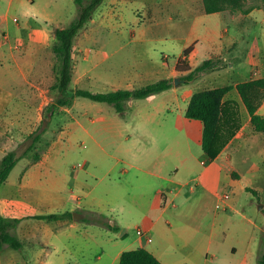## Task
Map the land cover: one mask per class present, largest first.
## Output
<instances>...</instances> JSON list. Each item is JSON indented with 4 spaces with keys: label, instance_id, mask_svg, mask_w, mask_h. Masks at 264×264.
Here are the masks:
<instances>
[{
    "label": "crops",
    "instance_id": "0c3cea01",
    "mask_svg": "<svg viewBox=\"0 0 264 264\" xmlns=\"http://www.w3.org/2000/svg\"><path fill=\"white\" fill-rule=\"evenodd\" d=\"M143 1L150 3L147 19L156 25L189 17L186 35L160 37L140 27L129 35L121 28L126 24L123 16H108L119 14L125 0H103L96 10L106 16L99 23L113 26L115 33L85 39L89 46L97 43V50L83 61L82 76L89 83L85 89H136L165 78L172 79L173 85L146 97L131 98L121 110L93 100L97 111L85 110L80 125H72L67 134L70 139L80 134L91 141L81 140V148L90 151L84 156V167L73 166L68 194L58 189L55 179H46V187H39L42 166L51 169L63 158V147L59 153L55 151L65 136L61 135L40 160L28 162L21 177L12 179L15 165L0 187V215L20 218L11 233L22 246L0 245V264H119L123 251L138 247L149 249L164 264H258L264 232V133L252 124L237 85L264 77V50L259 47L264 45V22L259 43L255 39L238 57L244 21L237 20L233 9L232 15L226 10L207 13L204 0ZM16 2L25 4L24 0H9V7ZM262 7L245 15L253 16ZM3 14L0 116L5 106L17 101L12 90L39 85L30 74H39L42 48L54 42L57 27L67 26L53 0L26 13L20 24L7 20L9 12ZM229 20L235 23L232 34ZM5 33L9 38H4ZM164 41H170L172 49L178 51L173 60L168 52L160 54L162 48L157 43L163 45ZM258 53L262 54L257 57ZM180 57L192 67L211 57L223 58L226 64L185 82L181 77L185 72L177 69ZM227 85L233 88L224 101L238 102L242 122L235 136L211 160L202 146L203 121L187 117L186 111L195 92ZM257 112L264 116V100ZM0 145L2 158L6 151ZM73 149L71 142L64 152ZM223 184L227 190L220 194ZM226 193L229 198H225ZM188 204H198L199 211L215 204L210 230L181 217ZM90 211L105 214L116 228L88 222L85 217ZM64 212H72L73 217H37ZM227 217V221L236 219V225L221 233L216 223Z\"/></svg>",
    "mask_w": 264,
    "mask_h": 264
},
{
    "label": "rangeland",
    "instance_id": "374dc122",
    "mask_svg": "<svg viewBox=\"0 0 264 264\" xmlns=\"http://www.w3.org/2000/svg\"><path fill=\"white\" fill-rule=\"evenodd\" d=\"M24 2V6H19L16 2V4L12 7H9V0H0V20L4 15L3 13L9 12V18L7 20L20 24L25 19L26 13H32L39 7L42 8L44 5L48 4L50 0H35L34 2L24 0ZM53 2L55 3V9L63 15V19L61 17L63 24H67L68 26V24H70L72 20L78 16L79 8L74 0H53ZM149 5L150 3H146L143 0H125V2L121 5L123 6V9L119 10V14L112 13L108 16H123L126 19V24L121 28L129 35L135 34L136 28L139 27L146 29L148 33H153L160 37L165 35H186L184 33H186L189 29V17H175L173 21H167L165 24L156 25L153 21L147 19L148 16L146 11ZM253 5L255 8L264 6V0H245L244 8L247 9L253 7ZM226 11L231 15L233 13L232 9H228ZM233 11L237 20L244 21V37L241 43V48H238L240 49L238 57H241L245 54V52H247L253 41L256 39L255 42H257L258 40L257 37L259 36V32L261 31L264 22V7H262V10L260 11L255 10L253 16L245 15L247 13L239 8H235ZM101 12V10L97 9L94 12V19L89 20L75 38V47L73 51V80L68 92L66 93L73 95V100L70 105L59 106V103L57 102L58 97L61 95L58 86V72L61 62L53 52V46L56 42V38L53 40L54 42L51 41L50 44L42 48L41 64L38 69L39 74H36V72H31L30 74V79L39 80V85L34 87L21 86L18 89L12 90L14 96L17 98V101L13 104L5 106L4 111L0 116V143L2 144V148L6 152L14 149L20 156V161H18L11 174L12 179L21 177L27 163L36 162L34 160V156L37 153H40L42 158V156L48 152L49 148L60 138L61 135L65 137L61 142L62 146L58 148L55 153H59L63 147L62 151L64 156L63 158H60L58 162L53 164L51 169H46V166H42L44 167L42 173L43 183L40 184L39 187H41V189L46 187V179H55L57 181L58 189H63L68 194L71 191V179L72 174L75 171L73 166L75 164L82 165L78 166L79 168L85 166L84 156L88 153L87 151L90 150H87V148H81V140L85 139L89 144L91 141L87 140L80 134L75 136L73 135L70 139L67 134H69V131L72 129V125H80L82 113L85 112V110H90L91 113L97 111V102L83 96H75L74 90L76 88H86L89 84L82 76L83 61H85V56H87V54L93 53L97 50L96 42L91 43L89 46L90 43L85 42V39H88L87 37L90 35H93L97 39L99 34L115 33L113 32V26L104 25L101 22L99 23V21L106 16ZM254 18L258 20V23ZM228 26L230 27V33L232 34L235 30L234 21L229 20ZM194 31H198V28L194 27ZM3 36L6 39L9 38L6 33L3 34ZM161 43L162 42L157 43L159 47L162 48L160 54H162L163 51L168 52L171 54V59L173 60V57L178 53V51L172 49L170 41H164L163 45H161ZM239 43L240 42L237 44ZM257 43H259V40ZM254 45L258 47L259 44L254 43L253 46ZM24 46H27V43H24ZM259 47L264 50V45H260ZM255 52L257 53L258 51L255 50ZM262 53H258L257 57H259ZM53 104H56V108L54 110L51 109ZM41 125L48 128L47 132L35 148L25 154L31 140L26 141L24 137L30 134V132L35 131ZM71 142L74 149L65 153L64 151L66 145ZM82 149L84 150V153H82ZM1 159L2 158L0 157V162ZM100 162L104 163L102 160H100ZM192 184L195 185L196 183L192 182ZM226 190L227 187L223 184L220 185L218 192L222 194ZM190 205L191 204H188L183 208L184 216L181 217L188 222L190 221L192 223H196L197 226L200 225L204 229L210 230L215 220V204H213L211 209L209 208L203 211H199L198 204H195L196 207L195 205ZM260 205L261 204H259V206ZM186 214L189 215L186 216ZM228 219L229 217L224 220L219 219L217 221L216 226L218 229H221L219 230L221 233H225V231L230 232V229L236 225V219L227 221Z\"/></svg>",
    "mask_w": 264,
    "mask_h": 264
},
{
    "label": "trees",
    "instance_id": "16d2710c",
    "mask_svg": "<svg viewBox=\"0 0 264 264\" xmlns=\"http://www.w3.org/2000/svg\"><path fill=\"white\" fill-rule=\"evenodd\" d=\"M78 5V16L66 27H57L55 29L56 42L53 46V52L60 60L58 86L61 92L57 102L59 106H68L73 100V95L66 94L73 80L74 58L73 51L75 47V38L79 31L92 18L96 8L103 0H75ZM205 11L207 13L227 10L242 9L245 13L255 8L245 9V0H204ZM192 47L185 50L189 53ZM226 63L223 58L211 57L205 59L196 67L189 65L186 59L180 57L177 62V69L185 72L181 77L185 82H191L196 79L202 72L210 71ZM173 85V80L169 78L150 83L136 89H119L110 92H95L85 88H76L75 96H83L91 100L108 102L121 110L127 100L131 98H142L153 93L165 90ZM233 88V85L205 89L195 92L189 102L186 115L191 119H199L204 123V132L202 146L205 153L211 160H214L224 149L226 144L237 133L242 119L239 111L238 102L231 100L224 101V97ZM237 89L242 97L243 102L251 115V122L257 131L264 133V116L257 112L258 107L264 100V77L246 80L237 85ZM56 104L51 109L54 110ZM48 128L42 125L35 131L24 137L26 141L31 140L25 154L35 148L47 132ZM20 156L17 151L12 149L5 153L0 162V187L11 171L19 161ZM41 159V154L37 153L34 160ZM257 195V193L255 192ZM38 218L60 219L73 217L72 212L51 213L38 215ZM85 220L106 225L110 228H116L113 223L107 220L103 213L90 211ZM20 218L4 217L0 215V245L8 244L13 248H20L22 242L18 237L11 233ZM258 264H264V232L261 234V242L257 257ZM119 264H164L155 254L145 247L125 250L122 252Z\"/></svg>",
    "mask_w": 264,
    "mask_h": 264
},
{
    "label": "built area",
    "instance_id": "2783aa9c",
    "mask_svg": "<svg viewBox=\"0 0 264 264\" xmlns=\"http://www.w3.org/2000/svg\"><path fill=\"white\" fill-rule=\"evenodd\" d=\"M230 197V194L229 193H226L225 194V198H229ZM138 233L140 235H145V231L143 229H138Z\"/></svg>",
    "mask_w": 264,
    "mask_h": 264
},
{
    "label": "water",
    "instance_id": "95a60500",
    "mask_svg": "<svg viewBox=\"0 0 264 264\" xmlns=\"http://www.w3.org/2000/svg\"><path fill=\"white\" fill-rule=\"evenodd\" d=\"M175 81H176V83H178L179 82V78H176Z\"/></svg>",
    "mask_w": 264,
    "mask_h": 264
}]
</instances>
